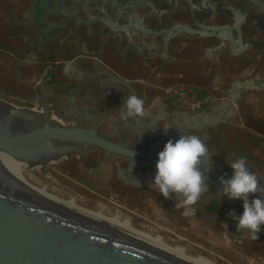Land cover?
<instances>
[{
	"label": "flooded vegetation",
	"instance_id": "1",
	"mask_svg": "<svg viewBox=\"0 0 264 264\" xmlns=\"http://www.w3.org/2000/svg\"><path fill=\"white\" fill-rule=\"evenodd\" d=\"M0 74L35 109L45 100L59 122L94 129L134 153L151 148L137 156L88 145L66 160L86 168L99 157L125 186L154 191L172 207L175 194L165 199L150 187L158 152L169 139L199 136L208 191L193 207L232 203L220 219L235 226L228 213H242L243 202L219 192L216 180L231 177L229 159L239 158L213 155L208 138L243 116L264 135V0H0ZM131 94L143 99L144 114L125 120L120 107ZM169 133L178 137L156 144ZM247 165L264 186V170Z\"/></svg>",
	"mask_w": 264,
	"mask_h": 264
},
{
	"label": "water",
	"instance_id": "2",
	"mask_svg": "<svg viewBox=\"0 0 264 264\" xmlns=\"http://www.w3.org/2000/svg\"><path fill=\"white\" fill-rule=\"evenodd\" d=\"M40 107L0 98V264H191L133 231L56 205L19 179L14 160L44 166L88 145L137 156L151 149L134 153L94 129L59 123L45 100ZM175 136L164 135L156 144Z\"/></svg>",
	"mask_w": 264,
	"mask_h": 264
},
{
	"label": "rangeland",
	"instance_id": "3",
	"mask_svg": "<svg viewBox=\"0 0 264 264\" xmlns=\"http://www.w3.org/2000/svg\"><path fill=\"white\" fill-rule=\"evenodd\" d=\"M1 75V99L16 106L36 108L35 102L19 95L21 90L12 77ZM228 121L237 126H218L215 136L208 138L213 155L244 157L252 167L264 170V161L260 159L264 135L261 137L255 132V118L233 117ZM95 158L87 161L86 168L80 159L62 157L40 167L25 166L22 173L34 187L64 200L74 199L85 209L99 210L106 216L118 215L134 228L159 236L168 245L183 248L189 256H202L213 264H264V245L257 244L247 230L225 227L220 219V209L232 203L206 210L203 208L206 202L200 203L194 216L185 217L182 208L166 204L156 192L125 186L116 177L117 171L110 162Z\"/></svg>",
	"mask_w": 264,
	"mask_h": 264
},
{
	"label": "clouds",
	"instance_id": "4",
	"mask_svg": "<svg viewBox=\"0 0 264 264\" xmlns=\"http://www.w3.org/2000/svg\"><path fill=\"white\" fill-rule=\"evenodd\" d=\"M120 109L121 118L125 120L142 116L144 101L131 94L124 98ZM206 154L207 147L200 137L186 134L181 135L175 142L169 139L163 150L158 152L156 173L150 187L157 189L165 199L175 194V208H182V215L185 217L196 214L193 206L200 196L208 191L206 177L201 170V161ZM229 164L233 174L227 179L220 177L222 188L218 191L227 195L230 200L243 202L242 213L237 215L233 210L228 215L235 221L238 230H247L251 238L257 239L261 225H264V198L260 195L254 196L250 201L249 195L260 193L264 189L259 187L258 177L247 165L246 158L229 159Z\"/></svg>",
	"mask_w": 264,
	"mask_h": 264
},
{
	"label": "bare ground",
	"instance_id": "5",
	"mask_svg": "<svg viewBox=\"0 0 264 264\" xmlns=\"http://www.w3.org/2000/svg\"><path fill=\"white\" fill-rule=\"evenodd\" d=\"M59 122V121H58ZM62 123V122H59ZM28 166L30 167L28 164L14 160L13 161V168H14V172L15 174L19 177V179L28 187H30L31 189H33L35 192H37L38 194H40L41 196H43L44 198L48 199L49 201L53 202L56 205H59L61 207L67 208L69 210L78 212V213H82L91 217H95L101 220H105L107 222L113 223L115 225H118L120 227L126 228L130 231H133L135 233H137L138 235H140L142 238H144L146 241H148L149 243L155 245L156 247L184 260L187 261L191 264H213L211 261L207 260L206 258L202 257V256H189L187 255L183 248L178 247V246H171L166 244L165 242H163L161 240V238L159 236H152L149 233L136 229L133 226H131L128 222V220H120L118 215H114V216H106L104 214H102L101 211H91L88 209H85L83 207L78 206L74 199H69V200H64L62 198H58L53 196L52 194L46 192L44 189L41 188H37L34 187L33 185H31L30 183H28V181L24 178L23 173H22V168ZM38 167H40V165H38Z\"/></svg>",
	"mask_w": 264,
	"mask_h": 264
},
{
	"label": "crops",
	"instance_id": "6",
	"mask_svg": "<svg viewBox=\"0 0 264 264\" xmlns=\"http://www.w3.org/2000/svg\"><path fill=\"white\" fill-rule=\"evenodd\" d=\"M263 161H264V152L262 153ZM261 236V235H260ZM257 244H263L264 245V237L256 239Z\"/></svg>",
	"mask_w": 264,
	"mask_h": 264
}]
</instances>
